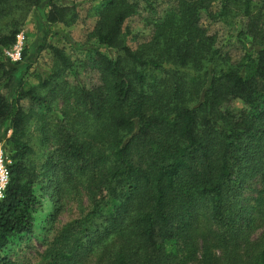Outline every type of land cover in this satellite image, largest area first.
I'll list each match as a JSON object with an SVG mask.
<instances>
[{
  "label": "trees",
  "instance_id": "1",
  "mask_svg": "<svg viewBox=\"0 0 264 264\" xmlns=\"http://www.w3.org/2000/svg\"><path fill=\"white\" fill-rule=\"evenodd\" d=\"M43 3L0 0V264H18L6 253L35 234L44 198L41 264H264V0H93L70 47L83 58L40 46L51 64L30 85L28 49L5 53L15 11ZM47 8L49 26L78 18ZM69 202L77 216L56 231Z\"/></svg>",
  "mask_w": 264,
  "mask_h": 264
},
{
  "label": "rangeland",
  "instance_id": "2",
  "mask_svg": "<svg viewBox=\"0 0 264 264\" xmlns=\"http://www.w3.org/2000/svg\"><path fill=\"white\" fill-rule=\"evenodd\" d=\"M51 0H44V3L39 8H26L21 7L15 11L12 19L19 28V39L17 44L21 51L26 47L29 51L28 59L32 65L29 69L28 76H25V80L28 84H33L34 78L30 75L36 70L45 69L51 64V56L47 50L38 52V48L44 44H51L58 47H63L65 51L73 58H83V55L79 51H73L71 47L72 41L75 43H83L87 33L94 26V17L90 10L93 4V0H52L56 5L64 6H76V13L78 18L76 22L70 27L65 26H49L45 22V14L48 11L47 4ZM126 27H130L134 34L143 33L142 22L140 18L133 17L125 24ZM224 28L217 26L213 33H217L218 41L223 40L225 35ZM145 34V32H144ZM141 41V39H139ZM138 41V42H139ZM134 44V42H132ZM23 76V71L19 73L16 81L13 85L15 88L19 77ZM79 80L85 84H93L96 81L95 73L90 68H84L80 70L78 75ZM242 109V103L234 101L226 110L230 113H236ZM4 140L0 141V149L4 156ZM6 157V156H5ZM7 158V157H6ZM248 195H252L248 193ZM42 209L35 216V234L30 237H24L21 243L15 241V245L9 247L6 255L12 261L18 262V264H41L43 254L45 251V245L43 244V238L45 233L42 232V227H45V220L47 216L52 212V206L48 199L44 198ZM84 203V200H83ZM77 216V206L73 202H69L63 209V212L56 218L55 230L58 231L65 223Z\"/></svg>",
  "mask_w": 264,
  "mask_h": 264
},
{
  "label": "built area",
  "instance_id": "3",
  "mask_svg": "<svg viewBox=\"0 0 264 264\" xmlns=\"http://www.w3.org/2000/svg\"><path fill=\"white\" fill-rule=\"evenodd\" d=\"M17 39H19V35L16 36V43L14 46L5 53L7 58L13 62H16L20 59V53L22 52L17 44ZM9 163V160L4 156L2 150L0 149V201L4 198L6 186L8 184Z\"/></svg>",
  "mask_w": 264,
  "mask_h": 264
}]
</instances>
